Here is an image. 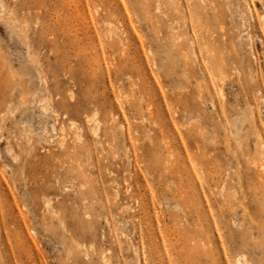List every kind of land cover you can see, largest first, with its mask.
<instances>
[{"label": "rangeland", "instance_id": "374dc122", "mask_svg": "<svg viewBox=\"0 0 264 264\" xmlns=\"http://www.w3.org/2000/svg\"><path fill=\"white\" fill-rule=\"evenodd\" d=\"M247 1L0 0V264H264Z\"/></svg>", "mask_w": 264, "mask_h": 264}, {"label": "bare ground", "instance_id": "6f19581e", "mask_svg": "<svg viewBox=\"0 0 264 264\" xmlns=\"http://www.w3.org/2000/svg\"><path fill=\"white\" fill-rule=\"evenodd\" d=\"M246 2L248 3L247 0H246ZM248 6H249V4H248ZM261 16H263V15H261ZM260 18H262V17H260ZM202 48H203L204 57H205V64H206L207 70H208L207 78H208V80L219 84L220 82H222L224 80L225 73H226L225 72L226 64H225V59L223 57L222 51L218 47V45L213 43V42H211L209 38L205 40V42L202 45ZM219 90L221 91L220 87H219ZM258 133H256L257 140H258V145H257L258 152H257V155H260L261 148H262L263 144L259 141L260 140L259 139L260 138V133L259 134ZM48 201L49 200L45 201L47 206H49V202ZM236 262H237V264H248V261L245 258V256L237 257Z\"/></svg>", "mask_w": 264, "mask_h": 264}]
</instances>
